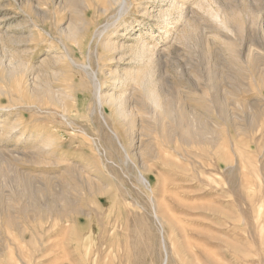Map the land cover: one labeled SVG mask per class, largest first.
Returning a JSON list of instances; mask_svg holds the SVG:
<instances>
[{"label":"rangeland","instance_id":"obj_1","mask_svg":"<svg viewBox=\"0 0 264 264\" xmlns=\"http://www.w3.org/2000/svg\"><path fill=\"white\" fill-rule=\"evenodd\" d=\"M108 1L0 0V264H162L165 253L169 264H233L215 233L264 264V0H124L127 11L107 13ZM105 28L125 51L88 46ZM142 42L160 45L167 120L149 113L136 73L151 70L137 63ZM83 63L131 116L116 119L114 102L99 110ZM222 215L243 223L222 228Z\"/></svg>","mask_w":264,"mask_h":264},{"label":"bare ground","instance_id":"obj_2","mask_svg":"<svg viewBox=\"0 0 264 264\" xmlns=\"http://www.w3.org/2000/svg\"><path fill=\"white\" fill-rule=\"evenodd\" d=\"M115 5H120V7H121V10H124L125 9V1L124 0H109L107 3H106V6L104 7V11L105 12H107L108 13V11L109 10H111L112 8H113V6L115 7ZM124 8V9H123ZM176 8V7H175ZM178 8V7H177ZM127 9V8H126ZM125 9V10H126ZM206 9H209V8H206ZM121 10H120V12H121ZM127 11V10H126ZM173 11V10H172ZM171 11V12H172ZM176 11V10H175ZM178 11H180V8H179V10ZM182 11V10H181ZM119 12V11H118ZM117 12V13H118ZM205 12H207L206 14H208L209 16H210V18H212L214 21H216L217 23H221L223 26H225L226 28L225 29H227V25H226V21H222L221 19H220V11L219 12H215V11H213V10H211V8L209 9V10H206ZM123 13V12H122ZM120 14V13H119ZM118 14V17L120 16ZM166 14V13H165ZM165 14H164V17H165ZM181 14V13H180ZM97 15V14H96ZM102 15H104V13L102 14ZM105 15H106V13H105ZM166 15H168V14H166ZM114 17V16H113ZM121 17V16H120ZM253 22V21H252ZM219 23V24H220ZM254 24V23H253ZM111 25V24H110ZM114 25V24H113ZM122 25H124V23H122ZM109 27V26H108ZM113 27V26H112ZM100 28V27H99ZM98 28V29H99ZM107 29L108 28H105V29H103V30H101V31H99L98 33H92L91 34V37H90V40H89V44H88V46L91 44V42L92 41H94L95 39H97L98 40V43L102 46V48L105 50V52H112L113 54L116 52V51H121V50H123V51H125V49H126V45H125V43L123 44H121L120 45V43H117L116 41L115 42H112L111 41V39H108V38H105L106 36H105V33L107 32ZM121 29V28H120ZM96 31H97V29H96ZM95 31V32H96ZM83 33V32H82ZM117 33V32H116ZM71 35L73 36L74 35V31H71ZM85 36V35H84ZM83 38V37H82ZM114 41V40H113ZM141 41V40H140ZM139 47H137L136 49H138V51H139V55L137 56L138 57V59H137V63H145V65L148 67V69L149 68H151V70H150V72H148V74H147V76L145 75L146 73H142L143 72V70L142 69H138V72H136L137 73V75H144L142 78H144V79H142V81H143V84H144V81H146L145 82V85H147V83L148 84H150L149 86L150 87H148L147 88V86H146V94H145V99H146V101L148 102V104H149V106H150V114H152V115H157V117H159L160 119L162 118V119H164V117L166 118L167 117V115H170L169 113H171V105L172 104H170V105H166L165 104V101H163V98L161 99V95L158 93V91L156 90V86H154L155 84V82H154V73H155V60H156V58H157V56H159L160 55V50H159V46H158V44L157 43H155L153 46H151L150 44H147V43H145V42H142V43H140V45H138ZM89 51V50H88ZM115 55V54H114ZM115 58V56H111V57H109L108 56V60H112V59H114ZM79 68H81L85 73H87L88 75H89V77H91V79H92V82H93V87H94V90H93V93H94V96H95V99H96V104H97V106H98V108H99V110L103 107V105H104V103L105 102H114L113 104L114 105H116V108H117V110H116V114H115V117H116V119H119V120H122V119H125L126 117H128V116H131V114L129 113V111H128V107L126 106V98H116L114 95H111L110 94V96H107L108 98L110 97V99H108L107 97H105V96H103V84H101V82L99 81V79H98V76H97V74H96V72H94L92 69H91V66H90V64L89 63H83V64H76ZM140 68H142V67H140ZM147 79V80H146ZM142 83V82H141ZM145 85H144V88H145ZM237 88V87H236ZM247 92V90L244 92V93H246ZM170 100V99H169ZM168 100V101H169ZM57 101V100H56ZM169 103V102H168ZM171 103V102H170ZM63 104V103H62ZM52 106V105H51ZM64 106H65V104H64ZM167 106V107H166ZM52 108V107H51ZM168 108H170V112L168 111L169 109ZM4 109V108H3ZM55 109H56V107H55ZM58 111V110H57ZM101 111V110H100ZM59 112V111H58ZM148 112V111H147ZM168 112V113H167ZM210 112V111H209ZM183 114V113H182ZM186 114V113H185ZM220 115V114H219ZM63 116V115H62ZM171 116V115H170ZM181 116V115H180ZM180 116L178 117V121L177 122H181L182 120L184 121V119H185V116H184V118L181 116V118H180ZM195 116V115H194ZM222 116V115H221ZM154 117V116H153ZM187 117V116H186ZM103 118V117H102ZM156 117H154V119H155ZM179 118H180V120H179ZM195 118H197L196 116H195ZM194 118V119H195ZM199 118V117H198ZM198 118L197 119H195L196 121H201V119L200 120H198ZM170 119V118H169ZM172 119V118H171ZM177 119V118H176ZM187 119V118H186ZM185 119V120H186ZM193 119V120H194ZM103 120V119H102ZM105 120V119H104ZM164 120H167V119H164ZM164 120H163V122H164ZM117 122H120V121H117ZM179 122V123H180ZM192 122H194V121H192ZM152 123V122H151ZM165 123H166V121L164 122V124H163V126L161 127V124H160V129L161 130H163L166 126H165ZM185 123V122H184ZM199 124V123H198ZM183 125V124H182ZM187 125V124H186ZM195 125H196V123H195ZM201 125H202V123H201ZM151 126V125H150ZM159 126V125H158ZM185 126V125H184ZM188 126V125H187ZM187 126H186V128H184L183 129V135H182V137H184V139H187V141H188V138H186V136L187 135H189V133H190V131H189V127L187 128ZM164 127V128H163ZM154 128H155V126H154ZM146 129V128H145ZM167 129V128H166ZM193 129H194V127H193ZM198 129V128H197ZM168 130V129H167ZM167 130H166V132H167ZM198 130H200V128L198 129ZM204 131H205V128L203 129ZM170 131H171V129H170ZM170 131H168L169 133H170ZM117 132V131H116ZM172 132H173V130H172ZM199 132V131H198ZM162 134V133H161ZM163 134H164V132H163ZM203 134H204V132H203ZM114 135H115V137L117 136L118 137V135L114 132ZM171 135V134H170ZM164 136V135H163ZM168 137H169V135H167ZM116 137V138H117ZM167 137V138H168ZM171 137V136H170ZM192 137H194V135L192 136ZM203 137H205V136H203ZM166 138V137H165ZM174 138V136H172L171 138H168V140H172V141H177V140H175V139H173ZM206 138V137H205ZM163 138H161V140H162ZM160 140V141H161ZM194 140V139H193ZM193 140H191V141H193ZM213 140V139H212ZM51 141V140H50ZM164 141H166V140H164ZM172 141H168L167 143L169 144L170 143V145H171V143H174V142H172ZM182 141V140H181ZM199 141V140H198ZM208 141H210V140H208ZM158 143H156V144H160L159 143V141H157ZM162 142V141H161ZM215 142V141H214ZM166 143V142H165ZM164 143V145H166ZM189 144H190V142H188ZM217 143H219L218 141H217ZM221 144H222V142H220ZM167 144V146H169ZM177 145H178V143H176ZM194 144V143H193ZM196 144H197V142H196ZM201 144H204L203 143V141H202V143ZM49 145H50V143H49ZM51 145H52V143H51ZM163 145V146H164ZM184 145V144H183ZM195 145V144H194ZM199 145H200V143H199ZM205 146V145H204ZM47 147H48V144H46V143H43L42 145H40V148L42 149V150H47ZM158 147V146H157ZM177 147H179V146H177ZM195 147H197V145L195 146ZM214 147V146H213ZM161 148V147H160ZM170 148V147H169ZM174 148H176V147H174ZM181 149H182V147H180ZM184 148H185V146H184ZM210 148V147H209ZM51 149V148H50ZM159 149V148H158ZM181 149H178L176 152V154H178V156L179 157H181V158H183L185 155H187V156H191V155H193V152H191V150L189 151V150H181ZM187 149V148H186ZM196 149V148H195ZM197 149H199V147H197ZM215 149H217V150H214V151H212L213 153L215 152L216 154H217V152H218V150H219V148H216V146H215ZM162 150H164V149H162ZM161 150V151H162ZM176 150V149H175ZM205 150V149H204ZM207 150H208V148H207ZM167 151V150H166ZM168 151H170V150H168ZM167 151V152H168ZM222 151V150H221ZM160 152V151H159ZM165 153V152H164ZM172 153V152H171ZM205 153H208L209 154V152H207L206 150H205ZM214 153V155H216ZM221 153V152H220ZM220 153H218V154H220ZM150 154V153H149ZM217 154V155H218ZM161 155H163V153H161ZM160 155V156H161ZM203 155V154H202ZM216 155V156H217ZM221 155V154H220ZM220 155H218V157L220 156ZM165 156V155H164ZM170 156V155H169ZM168 156V157H169ZM207 156V155H206ZM223 156V155H222ZM152 157V156H151ZM163 157V156H162ZM166 157V156H165ZM172 156H170V158H171ZM193 157V156H192ZM208 157H210V156H208ZM128 158V157H127ZM164 158V157H163ZM195 159H196V157H194ZM212 158H213V156H212ZM217 158V157H216ZM223 158V157H222ZM130 159V158H129ZM154 159V158H153ZM161 159V158H160ZM184 159V158H183ZM197 159H199V158H197ZM164 161H169V159L168 160H165V158L163 159ZM162 160V161H163ZM173 160H175V158L173 157ZM172 160V161H173ZM213 160V159H212ZM155 162H157V161H155ZM213 162V161H212ZM147 163H148V165L150 164V163H152V161H150V163L147 161ZM158 163V162H157ZM159 163H161V162H159ZM181 163V162H180ZM164 164V166L165 165H168V164H170L169 162H168V164H165V163H163ZM172 164H175V162L173 163L172 162ZM176 164H178V162L176 163ZM182 164V163H181ZM181 164H179V166L181 165ZM143 165V164H142ZM152 165V164H151ZM198 166V165H197ZM204 166V165H203ZM210 166V165H209ZM174 167V166H173ZM172 167V168H173ZM181 167V166H180ZM215 171H218V170H223V167H222V164H221V159H216V164H215ZM142 168H145V167H143L142 166ZM183 168V167H182ZM195 168V167H194ZM148 169V168H147ZM149 169H150V166H149ZM149 169H148V171H149ZM151 170V169H150ZM144 171V170H143ZM185 171V170H184ZM181 173H182V171H181ZM202 173V174H201ZM183 174H185V173H183ZM200 174L201 175H203V174H205V172L204 171H200ZM215 175V174H214ZM204 176H206V175H204ZM218 176V175H217ZM201 177V176H200ZM209 177V176H208ZM215 178V177H214ZM213 178V179H214ZM217 178V177H216ZM138 179H139V181L143 184V185H145L148 189H150L151 187H152V184H151V182H150V180L145 176V174L143 173V172H141L140 170H139V172H138ZM214 181V180H213ZM210 182V181H209ZM213 184H214V182H212ZM220 183H221V181H220ZM219 184V183H218ZM192 185V184H191ZM217 185V184H216ZM215 186V185H214ZM218 187V186H217ZM151 190V192L154 194L155 193V191H154V188H152V189H150ZM205 193V192H204ZM210 204V203H209ZM208 206H210V205H208ZM212 206V205H211ZM211 206H210V208H211ZM207 207V206H206ZM208 208V207H207ZM206 208V211L208 210ZM214 209H215V212L216 213H219V215H220V212H222L223 210H221V206H220V208L219 207H215L214 206ZM210 210V209H209ZM212 211V210H211ZM213 212V211H212ZM211 212V213H212ZM207 213H208V211H207ZM158 214V213H157ZM218 215V216H219ZM222 216H224V218L226 217V219L229 217V220H228V222L227 223H225V226L223 225L222 226V228L224 227L225 229H231V230H236V228L238 227V224L241 222L240 220H239V218H237V216H235V215H222ZM254 217V216H253ZM258 217V219H260L259 218V216H257ZM199 220L198 221H202V220H200V218H198ZM256 218L254 217V221L256 222V221H259V220H255ZM240 221V222H239ZM203 223H205V220L204 221H202ZM207 222H209V221H207ZM206 222V223H207ZM260 222V221H259ZM164 223V222H163ZM241 223H243V221L241 222ZM166 224V223H165ZM208 224H211V223H208ZM257 224H259V223H257ZM184 225V224H183ZM168 226V225H167ZM210 226H213L212 224L210 225ZM218 226H221L220 224H218ZM217 226V227H218ZM216 227V228H217ZM175 228V227H174ZM221 228V227H220ZM187 229H191L190 227H187ZM202 229V228H201ZM201 229H199V230H201ZM192 230H194L193 228H192ZM191 230V231H192ZM224 230V229H223ZM240 230V229H239ZM175 231V230H174ZM204 231H205V229H204ZM203 230L202 231H198L199 233L200 232H204ZM197 232V233H198ZM206 232V231H205ZM176 234V233H175ZM201 234V233H200ZM214 235H216L215 236V239L219 242V244H222V245H224V249L225 250H227V252L229 251V250H231L232 252H234L232 255H231V260L233 261V264H250L251 262H252V260L254 259L253 257L254 256H256L254 253V251L253 250H250V249H243L241 246H240V244H238L237 242H236V240L235 239H229V238H227V237H224L223 235H221V234H214ZM110 237V236H109ZM210 241H211V239H210ZM212 252V251H211ZM210 254V253H209ZM212 254V253H211ZM210 254V255H211ZM217 257V256H216ZM216 260V259H215ZM220 260V259H219ZM217 261H218V259H217ZM220 263H222V261H219ZM225 261H223V263H224ZM211 263H212V261H211ZM215 263V262H214ZM222 263V264H223ZM162 264H169V255L167 254V253H165V258H164V260H163V263ZM216 264V263H215ZM228 264V263H227Z\"/></svg>","mask_w":264,"mask_h":264}]
</instances>
